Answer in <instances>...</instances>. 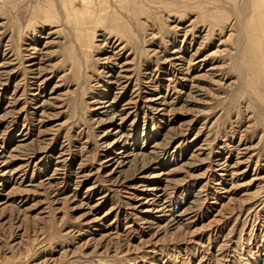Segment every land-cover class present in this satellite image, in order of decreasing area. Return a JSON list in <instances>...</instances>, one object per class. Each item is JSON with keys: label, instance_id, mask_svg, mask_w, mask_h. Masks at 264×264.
<instances>
[{"label": "rangeland", "instance_id": "obj_1", "mask_svg": "<svg viewBox=\"0 0 264 264\" xmlns=\"http://www.w3.org/2000/svg\"><path fill=\"white\" fill-rule=\"evenodd\" d=\"M0 264H264V0H0Z\"/></svg>", "mask_w": 264, "mask_h": 264}, {"label": "bare ground", "instance_id": "obj_2", "mask_svg": "<svg viewBox=\"0 0 264 264\" xmlns=\"http://www.w3.org/2000/svg\"><path fill=\"white\" fill-rule=\"evenodd\" d=\"M242 2H243V0H242ZM244 2H246V1H244ZM240 3H241V2H240ZM243 5H244V4H243ZM245 6H246V4H245ZM243 7H244V6H243ZM249 12H250V11H249ZM248 30H249V29H248ZM249 31H250V30H249ZM256 31H258V30H256ZM256 31L254 30V32H256ZM252 32H253V30H252ZM257 34H258V33H257ZM257 38H258V36H257ZM259 41H260V40H259ZM259 41H257V42H259ZM253 42H254V41H253ZM254 45H255V44H254ZM253 47H254V46H253ZM253 49H254V48H252V50H253ZM256 49H257V48H256ZM258 49H259V48H258ZM153 101H154V100H153ZM99 103H100V102H99ZM105 106H106V105H105ZM98 109H99V108H98ZM98 109H97V110H98ZM102 112H103V111H102ZM117 132H118V131H117ZM125 161H126V160H125ZM213 161H214V160H213ZM217 161H218V160H217ZM214 163H215V162H214ZM214 163H213V164H214ZM217 163H219V162H217ZM222 163H223V162H222ZM218 165H219V164H218ZM216 166H217V165H216ZM216 166H215V167H216ZM217 168H218V167H217ZM213 169H214V168H213ZM215 170H216V169H215ZM222 170H223V169H222ZM213 171H214V170H213ZM231 171H232V170H231ZM210 172H211V170H210ZM214 172H215V171H214ZM218 174H219V173H218ZM216 175H217V174H216ZM218 176H219V175H218ZM166 211H167V210H166ZM166 211H165V212H166Z\"/></svg>", "mask_w": 264, "mask_h": 264}]
</instances>
